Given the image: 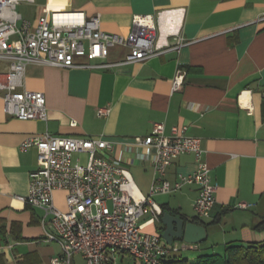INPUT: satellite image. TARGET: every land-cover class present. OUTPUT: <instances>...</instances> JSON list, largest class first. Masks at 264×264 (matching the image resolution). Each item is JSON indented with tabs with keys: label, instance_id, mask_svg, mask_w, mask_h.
<instances>
[{
	"label": "crops",
	"instance_id": "obj_1",
	"mask_svg": "<svg viewBox=\"0 0 264 264\" xmlns=\"http://www.w3.org/2000/svg\"><path fill=\"white\" fill-rule=\"evenodd\" d=\"M67 10L97 14L101 30L121 35L131 30L135 15H151L160 47L171 44L175 34L188 44L124 65L95 66L123 59L128 47L120 44L109 47L104 59L74 56L76 65L68 68L28 64L23 87L43 92L46 120L6 114L0 93V264H47L60 252L57 243L45 240L43 211L16 197L28 193L29 172L36 167V149L19 147L25 138L48 132L110 140L109 154L148 194L152 166L137 154L149 149L132 146L131 140L149 134L153 122H163L165 134L174 127L199 138L216 186L208 217L195 214L194 184L152 196L163 210L205 227L204 240L182 249L198 252L192 264L198 255L215 253L213 246L223 252L227 245L264 243V228L257 227L264 219V0H21L16 6L31 28L39 16ZM7 65L0 60V80ZM178 68L185 77L173 90ZM100 107L108 113L98 115ZM195 168L194 155L184 153L167 166L165 178L173 184L178 174ZM64 197L63 190L54 191L57 204L64 205ZM150 218L146 214L138 222ZM144 229L162 233L160 220ZM162 243L168 244L163 238ZM182 250L163 259L188 258Z\"/></svg>",
	"mask_w": 264,
	"mask_h": 264
},
{
	"label": "built area",
	"instance_id": "obj_2",
	"mask_svg": "<svg viewBox=\"0 0 264 264\" xmlns=\"http://www.w3.org/2000/svg\"><path fill=\"white\" fill-rule=\"evenodd\" d=\"M20 1L0 0V60L8 62L0 80V93L5 113L19 119H47L43 92L23 87L25 68L30 63L68 68L76 65L74 56L104 59L109 47L127 46L123 59L95 64L108 67L143 61L168 50L179 51L188 44L185 37L175 34L171 44L160 47L151 15H135L126 35L101 30L99 15L87 17L80 10L41 15L31 28V23L21 19L16 11ZM184 77L185 71L178 68L173 90L182 87ZM108 111L100 107L97 114L105 115ZM164 127L163 122H153L149 134L131 140L132 146L149 149L137 154L152 166L148 194L140 191L127 166L109 154L114 143L101 136L44 132L20 143V149H36V167L29 172L28 193L16 197L43 211L45 240L60 247V252L50 257L47 264H76V256L80 258L78 264H124L135 260L160 264L167 255L190 246L183 241L163 244L159 233L144 229L146 223L160 220L163 212L152 198L155 194L169 193L184 184L196 185L193 207L198 217H208L215 201L216 186L211 182L199 138L179 134L174 127L170 134H165ZM184 153L194 155L196 168L191 173L178 174L171 184L165 178L166 168ZM80 154L86 155L84 162ZM55 190L65 192V209L55 204ZM248 206L239 203L241 208ZM146 214H151V218L139 223V218Z\"/></svg>",
	"mask_w": 264,
	"mask_h": 264
},
{
	"label": "trees",
	"instance_id": "obj_3",
	"mask_svg": "<svg viewBox=\"0 0 264 264\" xmlns=\"http://www.w3.org/2000/svg\"><path fill=\"white\" fill-rule=\"evenodd\" d=\"M181 217L186 220L184 216ZM257 227L264 228V219L257 224ZM187 262V258L176 254L171 255L167 260L162 259L160 264H187ZM194 264H264V243L227 245L222 253L198 255Z\"/></svg>",
	"mask_w": 264,
	"mask_h": 264
},
{
	"label": "water",
	"instance_id": "obj_4",
	"mask_svg": "<svg viewBox=\"0 0 264 264\" xmlns=\"http://www.w3.org/2000/svg\"><path fill=\"white\" fill-rule=\"evenodd\" d=\"M162 225L161 237L171 244L174 241H183L189 244L199 243L206 237V229L202 224L186 221L183 217L167 210L160 217Z\"/></svg>",
	"mask_w": 264,
	"mask_h": 264
},
{
	"label": "rangeland",
	"instance_id": "obj_5",
	"mask_svg": "<svg viewBox=\"0 0 264 264\" xmlns=\"http://www.w3.org/2000/svg\"><path fill=\"white\" fill-rule=\"evenodd\" d=\"M76 156H78L77 154L75 155V157ZM80 156V158H81V160H82V162H84L85 161V158H86V155L85 154H80L79 155ZM132 175V174H131ZM133 180H134V178H133ZM134 182H135V180H134ZM136 183V182H135ZM136 185H137V183H136ZM138 186V185H137ZM138 188H139V186H138ZM140 189V188H139ZM141 191V190H140ZM55 204L59 207V208H61V209H65V203H64V205L63 204H57V202H55ZM178 242H180V241H178ZM199 243H195L194 245H198ZM210 245V244H209ZM207 246V245H206ZM213 248H214V250L213 251H215V253H221L222 252V250L220 249V248H217V246H213ZM209 249H211L210 247H209ZM220 249V250H219ZM209 252H210V250H208ZM180 253H182L184 256H186V257H188L187 258V260H188V262H187V264H192L193 263V259H194V257L198 254V252L197 251H189V250H182ZM129 260V259H128ZM124 264H132L131 262H127V261H125L124 262ZM135 264H141V262L139 261V260H135Z\"/></svg>",
	"mask_w": 264,
	"mask_h": 264
}]
</instances>
